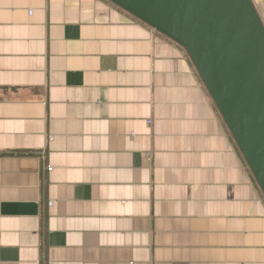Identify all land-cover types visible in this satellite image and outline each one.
Listing matches in <instances>:
<instances>
[{"label":"crops","instance_id":"0c3cea01","mask_svg":"<svg viewBox=\"0 0 264 264\" xmlns=\"http://www.w3.org/2000/svg\"><path fill=\"white\" fill-rule=\"evenodd\" d=\"M0 264H264L188 52L110 0H0Z\"/></svg>","mask_w":264,"mask_h":264},{"label":"water","instance_id":"95a60500","mask_svg":"<svg viewBox=\"0 0 264 264\" xmlns=\"http://www.w3.org/2000/svg\"><path fill=\"white\" fill-rule=\"evenodd\" d=\"M188 52L264 192V22L253 0H110Z\"/></svg>","mask_w":264,"mask_h":264},{"label":"built area","instance_id":"2783aa9c","mask_svg":"<svg viewBox=\"0 0 264 264\" xmlns=\"http://www.w3.org/2000/svg\"><path fill=\"white\" fill-rule=\"evenodd\" d=\"M46 169L49 171V170H52V167L51 166H47Z\"/></svg>","mask_w":264,"mask_h":264}]
</instances>
